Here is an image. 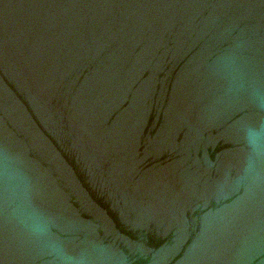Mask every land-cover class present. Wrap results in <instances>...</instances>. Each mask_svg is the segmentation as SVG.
I'll list each match as a JSON object with an SVG mask.
<instances>
[{"label": "water", "instance_id": "water-1", "mask_svg": "<svg viewBox=\"0 0 264 264\" xmlns=\"http://www.w3.org/2000/svg\"><path fill=\"white\" fill-rule=\"evenodd\" d=\"M0 264H264V0H0Z\"/></svg>", "mask_w": 264, "mask_h": 264}]
</instances>
